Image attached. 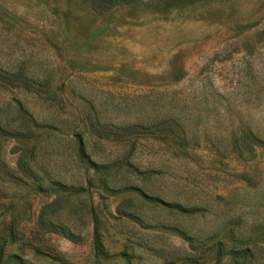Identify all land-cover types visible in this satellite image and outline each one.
I'll return each mask as SVG.
<instances>
[{
    "label": "rangeland",
    "instance_id": "1",
    "mask_svg": "<svg viewBox=\"0 0 264 264\" xmlns=\"http://www.w3.org/2000/svg\"><path fill=\"white\" fill-rule=\"evenodd\" d=\"M0 264H264V0H0Z\"/></svg>",
    "mask_w": 264,
    "mask_h": 264
},
{
    "label": "trees",
    "instance_id": "2",
    "mask_svg": "<svg viewBox=\"0 0 264 264\" xmlns=\"http://www.w3.org/2000/svg\"><path fill=\"white\" fill-rule=\"evenodd\" d=\"M86 1H88L95 10L105 11L110 7L114 6L115 4L120 2H125L126 0H86ZM165 205L170 206L169 204H165ZM171 206H175V205H171ZM177 209L181 212H186V210H183L182 208H180V206Z\"/></svg>",
    "mask_w": 264,
    "mask_h": 264
},
{
    "label": "crops",
    "instance_id": "3",
    "mask_svg": "<svg viewBox=\"0 0 264 264\" xmlns=\"http://www.w3.org/2000/svg\"><path fill=\"white\" fill-rule=\"evenodd\" d=\"M80 144V143H79ZM82 148L78 147L76 149V151L78 150V152L80 153V156L82 157V159H87L88 156L83 152V150H81ZM89 159V158H88ZM87 159V162L89 163V165H94L90 160ZM92 169H94L93 166H91Z\"/></svg>",
    "mask_w": 264,
    "mask_h": 264
}]
</instances>
